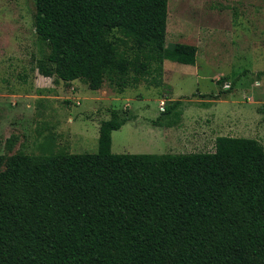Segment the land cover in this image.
Wrapping results in <instances>:
<instances>
[{"label":"trees","instance_id":"1","mask_svg":"<svg viewBox=\"0 0 264 264\" xmlns=\"http://www.w3.org/2000/svg\"><path fill=\"white\" fill-rule=\"evenodd\" d=\"M35 4L44 76L122 92L160 86L166 58L196 62V45L166 46L168 0ZM128 119L112 109L96 151L0 154V264H264V145L113 152Z\"/></svg>","mask_w":264,"mask_h":264},{"label":"rangeland","instance_id":"2","mask_svg":"<svg viewBox=\"0 0 264 264\" xmlns=\"http://www.w3.org/2000/svg\"><path fill=\"white\" fill-rule=\"evenodd\" d=\"M35 14V0H0L5 159L19 151H96L112 109L129 118L112 132L117 153L213 151L219 135L264 145V0H168L166 46L196 45V62L166 58L160 86L140 80L122 92L108 82L94 90L82 79L40 74Z\"/></svg>","mask_w":264,"mask_h":264},{"label":"built area","instance_id":"3","mask_svg":"<svg viewBox=\"0 0 264 264\" xmlns=\"http://www.w3.org/2000/svg\"><path fill=\"white\" fill-rule=\"evenodd\" d=\"M229 87H230V86H228V85L226 86V88H229Z\"/></svg>","mask_w":264,"mask_h":264}]
</instances>
